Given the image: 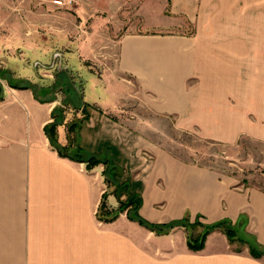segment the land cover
Here are the masks:
<instances>
[{"label": "crops", "instance_id": "1", "mask_svg": "<svg viewBox=\"0 0 264 264\" xmlns=\"http://www.w3.org/2000/svg\"><path fill=\"white\" fill-rule=\"evenodd\" d=\"M78 1L0 0V10L25 13L17 17L24 35L31 27L40 33L39 40H27L32 45L45 42L41 29L59 41L61 13L73 8L106 13L99 19L106 24L114 13L113 25L124 29L104 57L91 47L84 55L104 63L99 74L89 70L102 101L83 93L72 102L66 95L65 102L86 110L78 120L80 146L109 154L141 197L144 218L162 222L185 212L204 221L240 218L247 238L264 248V174L259 184L249 183L152 144L130 126L143 109L171 114L174 125L205 139L264 141V0ZM2 67L0 264H264V254L252 255L218 229L194 250L182 226L156 233L125 210L100 219L108 187L98 165L87 168L59 155L44 132L57 107L54 93L43 95L25 84L33 80H13ZM126 111L131 118H123ZM66 131L58 125L59 142L67 141ZM106 191V203L116 207L117 198Z\"/></svg>", "mask_w": 264, "mask_h": 264}, {"label": "rangeland", "instance_id": "2", "mask_svg": "<svg viewBox=\"0 0 264 264\" xmlns=\"http://www.w3.org/2000/svg\"><path fill=\"white\" fill-rule=\"evenodd\" d=\"M76 2L80 1L76 0ZM45 6L49 8L46 4ZM88 9L73 8L66 14L61 13L59 41L50 34L49 29H41L42 35L46 37L45 42L38 41L35 45L27 44V40L40 39L37 27H31V34L24 35V26L20 25L17 18L24 16L25 13L5 11L4 7L0 10V84H6V79L3 77L5 73L1 71L4 66L10 71L9 78L13 80L28 78L34 81L35 88L40 86L41 92H44L46 88L45 92H42L43 95L49 96L54 93L56 111L65 107L63 124L66 127L72 122L76 125L84 115V107L79 108L70 102H65L66 95L71 97L72 102L78 101L79 94L83 93L87 100L93 98L102 101L104 96L102 88L94 84L93 74L89 71L99 74L103 70L104 63L99 59L86 58L84 55L90 52L89 47H91L99 56L98 58L104 57L105 51L109 48L114 49L111 38H116L124 30L113 25L114 13L110 17L113 22L106 24L99 20L107 16L106 13L90 12ZM48 14L45 13V15ZM68 16L75 21L73 24L67 23ZM1 37L4 38L5 43H2ZM82 42L88 46L81 44ZM51 47L54 48L49 51L48 48ZM61 70L66 71L67 80L63 78L61 81L58 78V75L61 76ZM111 116L115 117L113 114ZM172 116L142 109L132 118L126 111L123 118L136 119L138 122L130 125L133 131L138 132L152 144L163 146L182 158L211 165L252 184L261 182L264 174L263 140L241 136L236 143L228 144L205 139L200 137L194 129L186 130L174 125L170 119ZM96 165L102 171L104 165L100 163ZM107 189L111 192L110 188Z\"/></svg>", "mask_w": 264, "mask_h": 264}, {"label": "trees", "instance_id": "3", "mask_svg": "<svg viewBox=\"0 0 264 264\" xmlns=\"http://www.w3.org/2000/svg\"><path fill=\"white\" fill-rule=\"evenodd\" d=\"M60 75V77L58 75V78H60L61 81L63 78H66V80L68 79L64 70H61ZM10 84L15 86V83L13 82ZM25 84L34 86L29 82H26ZM33 88L35 90H37V88L39 89V87L35 88V86ZM64 108L65 107H62L56 111L57 107H53L51 111L52 120L44 124V132L48 137L50 145L56 149L59 155L66 156L77 161H83L85 162L87 168H91L98 163H102L104 165L101 171L104 182L107 187L110 188L111 192L116 195L118 205L115 208L109 207L106 203L107 191H104L97 209V216L100 219L110 221L114 219L119 212L125 210L128 218L138 221L140 224L155 231L156 233L168 232L175 226H182L187 233V244L194 250L201 249L206 235L210 231L218 229L227 235L229 242L246 244L252 255L260 256L261 254H264V248L262 245H260L257 241L249 240V238H247L244 234L243 227L245 225V221L240 218L237 221H232L226 217L214 221H204L198 214L191 218L188 212H185V214L180 218L162 222H154L144 218L138 212L141 197L130 190L127 180L121 179V168L111 159L109 154L86 152L80 146L77 141L76 133L79 125L78 121L76 125L75 122H72L67 126V141L65 143L58 141L57 127L64 121ZM85 115L86 110L84 109V116Z\"/></svg>", "mask_w": 264, "mask_h": 264}, {"label": "built area", "instance_id": "4", "mask_svg": "<svg viewBox=\"0 0 264 264\" xmlns=\"http://www.w3.org/2000/svg\"><path fill=\"white\" fill-rule=\"evenodd\" d=\"M54 3H56V4H60V5H62V4H64L65 2L67 3H69V1L70 0H52Z\"/></svg>", "mask_w": 264, "mask_h": 264}, {"label": "water", "instance_id": "5", "mask_svg": "<svg viewBox=\"0 0 264 264\" xmlns=\"http://www.w3.org/2000/svg\"><path fill=\"white\" fill-rule=\"evenodd\" d=\"M0 90H1V84H0Z\"/></svg>", "mask_w": 264, "mask_h": 264}]
</instances>
